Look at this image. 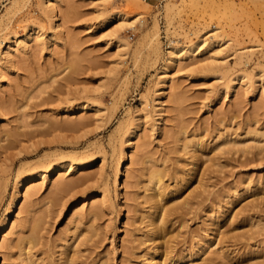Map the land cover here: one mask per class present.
I'll list each match as a JSON object with an SVG mask.
<instances>
[{"label":"rangeland","instance_id":"1","mask_svg":"<svg viewBox=\"0 0 264 264\" xmlns=\"http://www.w3.org/2000/svg\"><path fill=\"white\" fill-rule=\"evenodd\" d=\"M42 1L0 0V42L22 39L29 29L42 41L14 64L0 57V229L7 224L18 178L39 179L49 163L62 175L54 171L43 188L31 192L32 202L25 200L17 210L20 222L27 215L41 220L30 245L36 264H64L67 258L73 264H147L151 243L143 240L153 172L168 186L160 201L167 216L164 239L156 242L160 256L164 247L171 249L162 256L164 264L185 246L193 247L189 236L234 192L242 197L232 213L264 197V0H166L161 9L143 0H112L106 8L98 0H63L54 43ZM222 1L233 2L234 11L214 13ZM111 10L132 23L122 27L116 20L103 29ZM155 32L158 39L150 46L146 40ZM200 38L225 41L223 57L214 62L203 52L172 69L173 89L160 84L169 47ZM118 39L128 44L126 50L117 47ZM86 104L99 113L80 112ZM81 119L85 123L77 125ZM226 137L256 147L214 155ZM128 139L139 146L132 148ZM194 144L201 148L197 163L191 156ZM121 158L125 168L115 182ZM84 162L94 167L76 166ZM86 176L87 183L50 194L53 182ZM105 188L109 201L99 204L96 217L86 216L90 197ZM83 199L80 215L86 218L80 221L71 213ZM260 201L233 221V214L225 215L224 239L209 247L215 264H252L251 246L264 249ZM74 238L76 246L65 250ZM23 259L18 249L0 253V264H23Z\"/></svg>","mask_w":264,"mask_h":264},{"label":"bare ground","instance_id":"2","mask_svg":"<svg viewBox=\"0 0 264 264\" xmlns=\"http://www.w3.org/2000/svg\"><path fill=\"white\" fill-rule=\"evenodd\" d=\"M62 1L63 0H43L42 2H40V4H41L40 7L42 6L43 11L48 14L49 20L52 24L51 30H52L53 36L49 42L54 43V41L57 40V37H55V36H57V34H60V29H59L60 24L58 23L59 22V16L57 13H58L59 4ZM98 1H100V5L102 7L106 8V7H110V6L112 7L113 6L112 0H98ZM130 1L134 2V0H130ZM215 6H217L219 9L217 11H213V12L214 13L218 12L220 15H225L227 12L234 11V8H235V5L233 2H227V1H222L221 4H219V5L216 4V5H214V7ZM166 7L170 8V5L167 4ZM214 7H213V9H214ZM215 9H217V8L215 7ZM116 20L119 21V24L122 23V25H119L122 27L125 26L126 24L132 23L130 21L128 22L127 18L125 17V15L122 12L111 10L109 17L102 23L101 26L103 29H105L110 25V23L112 21H116ZM155 27H156V25H155ZM38 34L39 33L34 31L33 29H29L28 31H26L23 34L22 39H16L13 36L7 37L6 39H4V41L0 42V57H2L6 61V63L14 64L15 60L18 57H21L22 55L26 54L28 51H30L32 49L34 43H36V42L39 43V41H40L39 37L41 35H38ZM157 37H158V34L155 32L154 35H151V40L150 41L146 40V42H148V44H150V46H151L153 43H155V41H157V39H158ZM203 37H205V36H203ZM143 38L147 39L148 37L145 38V36H144ZM41 42L42 41H40V43ZM224 43H225V41H221L220 39L219 40H214V39L208 40L207 38H200L198 42H195V43L190 44V45L169 47L170 50L167 52L168 53L167 63L163 67V70L160 74V81H159L160 84L167 85L169 89H173L174 85L172 84V80H173L172 69L175 67H180L181 64L190 62L191 60L198 57V55H201L203 52L210 53V55L212 57H214L213 61L218 62L220 55L224 49V47H223ZM115 44L117 45V47L124 49V50H126L128 48V44L125 42H122L120 39L116 40ZM2 45H3V47H2ZM154 45H157V44H154ZM156 47L157 46H155V48ZM238 55H239V59H242L245 56L244 53H240ZM221 57H223V56L221 55ZM222 61L223 60H221V62L219 64H223ZM0 75H1V72H0ZM230 86H232V85H230ZM96 108L93 109L89 105L86 104V105L80 106L79 111L82 112L83 114H86V113L92 111L96 115V113H99V110ZM65 116H67V114H65ZM83 120L84 119H81V122L77 123V125L78 124L83 125L85 123ZM133 134H134L133 137H135V139L139 138V132H133ZM263 137H264V135H263ZM125 142H128L129 145H132L131 146L132 148L133 147L137 148V146H139L138 143H136V141L133 142L132 140L128 139V140H125ZM134 143H136V146ZM190 144H191V142H190ZM251 144H252V142L248 143L246 141H243V142L234 141L233 139L226 137V138H224V141L220 142L219 144H217L214 147L213 152H214V155L216 153H219V152L231 151L233 149L237 150L238 152H242V151L245 152V150L250 149L251 146H253V148L256 147V144L255 145H251ZM186 145H187V143H186ZM188 145H189V143H188ZM192 147H194L193 151H192L193 154H195L196 151L201 149V148L198 149L197 144L196 145L194 144V146H192ZM199 147H201V146L199 145ZM130 151H129L130 159H132L134 157V153H132V152L130 153ZM193 154L191 156H192V158H195L196 163H197V161L200 158V155H199L200 152L199 153L197 152L195 155H193ZM197 155H199V156H197ZM197 157H198V159H197ZM70 166H72V165H70ZM76 166L81 167V169L85 170V171L94 167L91 165V162L78 163V164H76ZM124 168H125V159L121 158L119 160V163L116 166V169H115V182L119 181L121 175L123 174ZM47 169H49V170H46V171L40 170V172H45V173L41 174L39 176V179L33 178L34 174H29L30 176H28V178H26V179H23V178L17 179L15 194H14V197L12 198V200L8 206V215L6 217V220H8L7 224L2 225L1 229H0V253L3 252L4 250L8 251L11 249H18L20 252V255L22 254L24 256V259L22 260L23 264L24 263L25 264H36L34 254H32L30 252L32 249L30 247V245L34 244V242L37 238L39 222H41V220L39 218H33L32 216L27 215L26 218L23 220V222H20L18 219L17 210L20 208L21 204L25 200L28 201L29 203L32 202V200L30 198L32 197L33 193H31V192L38 191L41 188H43L45 180L51 179L53 177L54 171L58 177L59 176L62 177L60 169H57L56 166L51 165V163L48 164ZM193 173H194V170L189 173V176L193 175ZM150 174H152L151 178L149 180L151 187L148 185L150 187L148 189V191H150V193L147 195L148 197L146 196L147 203L148 202L150 203V209H149L150 213L147 216L148 234H146L147 237L143 241L151 243L150 247H149V250L151 252L149 251L150 253H149V256L147 259V264H164V259H162V256L167 255L171 249H169V247H167V246L164 247V248H166V249H164L165 253H164V255L160 256L158 254V252H156L158 247H159V245H157L156 242L164 239V234H162L161 230L164 228V226H166L165 224H167L166 223L167 222L166 221L167 216H166V213L163 212V209H162L163 206L160 205V201L166 196V190H167L168 186L162 185L163 183H161L160 178L159 177H157V179L155 178L156 175L154 176V172L150 173ZM90 179H91V177H89V176L80 177L76 180H69V181H66V180L63 181V179L61 178L60 180L53 182L52 187L54 189L50 192V194L55 195L58 193L69 192V190H71L72 188L79 186V185H83V184L87 183ZM151 180H152V183H151ZM186 181H187V179H186ZM186 181H184V182H186ZM246 190L247 189H245V191H244L245 193H246ZM250 190L251 189H249V191ZM177 192H178V190L176 191V193ZM169 193H172V192H169ZM169 193H168V195H169ZM241 194L242 193L234 192V195L231 196L230 198H227V200L224 203V206H221V208L218 210V212L213 213V214H209L207 216L206 223L204 221L203 222L204 225L200 226L199 228H196V230L193 231L191 236H189L188 240H190V242L193 244V247L192 248H188V247L186 248V246H185L180 252H178L177 255L175 254V256H173V257L171 256V258L169 257L170 258L169 264H215L212 260V257L210 256L211 254H213V255L215 254L214 250L213 249L209 250V249L212 247V245L217 240H218L217 244L220 243L219 240H221V238H223L225 236V232L224 231L221 232V230H220L223 223H226L227 221L229 222V220L227 219L228 216L226 217L225 215L226 214L227 215L233 214L230 218V220L233 221V218H235L236 215L240 214L239 212L240 211L242 212V210H244V207H245V209L250 208V206L246 208V206H248V204H251V206H252L253 201L258 202L261 200L260 201V203H261L262 200H264V197L258 199V201H257V199H251L250 201H248V203H245L243 206H241L240 209L238 208V210L236 209L237 211L235 210V212L232 213L233 209H234V206H232V205L235 203V201L238 202V199H240L242 197ZM172 195H173V193H172ZM90 199H91V206L88 209L86 216H88L90 218H94L99 213V207H98L99 204H106L109 201L108 200L109 198L107 195V189L106 188L103 189V191H101L100 194H96V195L91 196ZM85 202H86V199H83L81 202H79L77 204L78 206L76 205L75 208L73 209L71 216L77 217V218L80 216V218H78L80 221L83 218H86V217H82V215H80V214L84 213L83 207L86 204ZM253 206H256V205L254 204ZM250 210L251 209H248L247 211L244 210V211H246V213H247ZM245 217H246V215H245ZM157 220H158V223L161 222L162 225L161 224H159L160 226L157 225ZM231 221H230V223H231ZM79 223L80 222L77 221V225ZM25 229H27L26 232H25ZM27 232H29V233H27ZM223 232H224V234H223ZM25 233H27L28 235L24 236ZM76 237H78V235ZM76 240H77V238L73 242L72 241L70 243L65 242L66 244L63 245L65 250L67 248H72V247L76 246L75 245ZM221 242H222V240H221ZM164 245H166V244H164ZM251 247L253 249L251 248L250 250H248V253H249L250 260H252V264H263V262H264V249L259 244L258 245L254 244ZM159 248H161V247H159ZM259 253H261V254H259ZM160 254H163V253L160 252ZM73 263H74L73 259L67 258L65 260L64 264H73Z\"/></svg>","mask_w":264,"mask_h":264},{"label":"built area","instance_id":"3","mask_svg":"<svg viewBox=\"0 0 264 264\" xmlns=\"http://www.w3.org/2000/svg\"><path fill=\"white\" fill-rule=\"evenodd\" d=\"M146 3H153L155 9H161L166 0H143ZM160 19L161 16L159 15Z\"/></svg>","mask_w":264,"mask_h":264}]
</instances>
